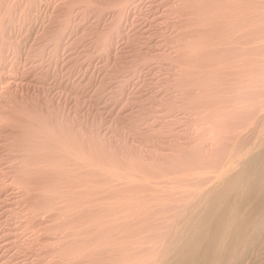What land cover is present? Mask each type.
<instances>
[{"label":"rangeland","instance_id":"rangeland-1","mask_svg":"<svg viewBox=\"0 0 264 264\" xmlns=\"http://www.w3.org/2000/svg\"><path fill=\"white\" fill-rule=\"evenodd\" d=\"M0 29V264L170 256L200 196L264 148V0H0ZM263 230L229 263L264 264Z\"/></svg>","mask_w":264,"mask_h":264},{"label":"bare ground","instance_id":"bare-ground-1","mask_svg":"<svg viewBox=\"0 0 264 264\" xmlns=\"http://www.w3.org/2000/svg\"><path fill=\"white\" fill-rule=\"evenodd\" d=\"M234 1V0H233ZM245 1V0H244ZM242 3V2H241ZM244 3H246V2H244ZM243 3V4H244ZM259 2L257 1V4H258ZM234 4V3H233ZM237 4V3H236ZM240 4V3H239ZM244 5H246V4H244ZM239 6V5H238ZM258 6H259V4H258ZM257 6V7H258ZM256 7V6H255ZM239 8V7H238ZM241 8V7H240ZM239 8V9H240ZM246 8H248V7H246ZM243 9V8H242ZM35 10V9H34ZM236 10V9H235ZM249 10V9H248ZM247 10V11H248ZM254 10H257L256 8H254ZM260 10H262V9H260ZM260 10H258V12H260ZM31 11V10H30ZM238 11V10H237ZM241 11V10H240ZM239 11V12H240ZM243 11V10H242ZM245 11H246V9H245ZM249 12V11H248ZM248 12H247V14H248ZM232 13V12H231ZM230 14V13H229ZM237 14V13H236ZM255 14H257V13H255ZM254 14V15H255ZM231 15V14H230ZM233 15V14H232ZM243 16V15H242ZM246 16V15H245ZM251 16V15H250ZM253 16V15H252ZM261 17V16H260ZM231 18V17H230ZM246 18H248V16L246 17ZM256 18H257V16H256ZM253 19H254V17H253ZM257 19H259V18H257ZM242 20H244V19H242L241 18V21ZM260 20V19H259ZM237 21V20H236ZM261 21V20H260ZM259 21V22H260ZM233 23H234V19H233ZM178 24V23H177ZM230 24H231V22H230ZM237 24V23H236ZM245 24H246V22H245ZM242 25V24H241ZM240 25V26H241ZM259 25H260V23H259ZM259 25H258V27H259ZM239 26V27H240ZM255 26H257V25H255ZM254 26V27H255ZM229 27V26H228ZM247 27V26H246ZM230 28V27H229ZM256 28V27H255ZM217 29V28H216ZM233 29V28H232ZM242 29H243V27H242ZM1 30V29H0ZM231 30V29H230ZM235 30V29H234ZM244 30V29H243ZM233 31V30H232ZM239 31V30H238ZM219 32V31H218ZM235 32V31H234ZM221 33H222V31H221ZM239 33V32H238ZM242 33V32H241ZM216 34V33H215ZM223 34V33H222ZM221 34V35H222ZM3 35V34H2ZM232 35V34H231ZM184 36V35H183ZM182 36V37H183ZM227 36V35H226ZM230 36V35H229ZM238 36V35H237ZM254 36V35H253ZM218 37V36H217ZM252 37V36H251ZM231 38V37H230ZM229 38V39H230ZM240 38V37H239ZM1 39V38H0ZM234 39V38H233ZM247 39V38H246ZM258 39V38H257ZM257 39H256V41H257ZM219 40V39H218ZM232 40V39H231ZM187 41V40H186ZM199 41H200V39H199ZM226 41H229V40H226ZM246 41V40H245ZM252 41V40H251ZM202 42V41H201ZM200 42V43H201ZM258 42H259V40H258ZM188 43V42H187ZM223 43V42H222ZM239 44H241V43H239ZM259 44V43H258ZM258 44H257V46H258ZM230 45V44H229ZM261 45V44H260ZM110 46H112V45H110ZM187 46V45H186ZM256 46V45H255ZM187 47H189V46H187ZM252 47H254V46H252ZM239 48V47H238ZM206 49V48H205ZM207 50V49H206ZM205 51V50H204ZM233 51H234V49H233ZM241 51V50H240ZM236 52V51H235ZM238 52V51H237ZM189 53V52H188ZM207 53V52H206ZM226 54H228V53H226ZM179 56H180V54H178ZM231 55V54H230ZM235 55V54H234ZM239 55V54H238ZM190 56V55H189ZM243 58V57H242ZM176 59V58H175ZM186 59V58H185ZM190 59V58H189ZM191 60H193V59H191ZM190 60V61H191ZM238 61H239V59H238ZM241 62H242V60H241ZM188 63H189V61H188ZM191 64V63H190ZM194 64V63H193ZM241 64V63H240ZM181 66V65H180ZM183 66V65H182ZM247 66V65H246ZM181 68V67H180ZM245 69V68H244ZM247 69V68H246ZM188 70V69H187ZM255 70H256V68H255ZM185 71V70H184ZM191 71H192V69H191ZM260 71V70H259ZM243 72V71H242ZM251 72V71H250ZM249 72V73H250ZM220 73H221V71H220ZM253 73V72H252ZM251 73V74H252ZM180 79V78H179ZM258 79V78H257ZM260 79V78H259ZM262 79V78H261ZM216 80V79H215ZM254 80V79H253ZM212 81H214V80H212ZM243 81H244V79H243ZM261 81V80H260ZM177 82V81H176ZM185 82V81H184ZM214 82H216V81H214ZM245 82V81H244ZM251 82V81H250ZM255 82V81H254ZM259 82V81H258ZM178 84V83H177ZM261 84V83H260ZM185 86V85H184ZM249 86V85H248ZM176 87V86H175ZM173 88V87H172ZM192 88V87H191ZM199 88V87H198ZM249 88V87H248ZM264 88V87H263ZM171 89V88H170ZM183 89V88H182ZM256 89V88H255ZM248 91H250V90H248ZM261 91V90H260ZM259 91V92H260ZM203 92V91H202ZM256 92V91H255ZM263 93V92H262ZM215 94V93H214ZM244 94H245V91H244ZM257 94H259V93H257ZM261 94V93H260ZM184 96V95H183ZM191 96H193V95H191ZM217 96V95H216ZM264 96V95H263ZM228 97V96H227ZM262 97V96H261ZM260 97V98H261ZM193 99H195V98H193ZM253 99V98H252ZM210 100V99H209ZM212 100V99H211ZM220 101V100H219ZM245 101V100H244ZM247 101H250V100H247ZM259 101V100H258ZM257 101V102H258ZM193 102V101H192ZM225 102V101H224ZM256 102V101H255ZM256 102V103H257ZM259 103V102H258ZM263 103H264V101H263ZM262 103V99H261V104H263ZM190 104V103H189ZM260 104V103H259ZM258 104V105H259ZM260 104V105H261ZM186 105V104H185ZM192 105V104H191ZM194 105V104H193ZM220 105V104H219ZM246 105V104H245ZM256 105V104H255ZM259 105V106H260ZM178 106V105H177ZM226 106V105H225ZM258 106V107H259ZM263 106V105H262ZM229 107V106H228ZM252 107H254L253 105H252ZM251 108V107H250ZM255 108H257V107H255ZM263 108V107H262ZM172 109V108H171ZM191 109V108H190ZM233 111V110H232ZM253 111V110H252ZM261 111V110H260ZM192 112H194V111H192ZM247 112V111H246ZM248 112H250V113H252L250 110L248 111ZM176 113V112H175ZM245 113V112H244ZM254 113H256L255 111H254ZM262 113V112H261ZM264 113V112H263ZM262 113V114H263ZM203 114V113H202ZM249 114V113H248ZM181 115V114H180ZM207 115V114H206ZM245 115V114H244ZM251 115H253V114H251ZM159 116V115H158ZM162 116V115H161ZM182 116V115H181ZM180 116V117H181ZM219 116V115H218ZM248 116V115H247ZM264 116V115H263ZM171 117V116H170ZM219 117H221V116H219ZM238 117V116H237ZM249 117V116H248ZM247 117V118H248ZM254 117V116H253ZM261 117V116H260ZM165 118V117H164ZM190 119V118H189ZM240 119V118H239ZM249 119V118H248ZM247 119V120H248ZM183 120V119H182ZM194 120V119H193ZM206 120V119H205ZM253 120V119H252ZM257 120V119H256ZM171 122V121H170ZM179 122V121H178ZM184 122V121H183ZM191 122V121H190ZM210 122V121H209ZM248 122V121H247ZM246 122V123H247ZM264 122V121H263ZM235 124V123H234ZM241 124V123H240ZM243 124H245V123H243ZM191 125V124H190ZM207 125V124H206ZM205 125V126H206ZM211 125V124H210ZM204 126V125H203ZM237 126V125H236ZM239 126V125H238ZM150 127V126H149ZM155 127V126H154ZM160 127V126H159ZM209 127V126H208ZM240 127V126H239ZM243 127H245L244 125L242 126V128ZM207 128V127H206ZM205 128V129H206ZM236 128V127H235ZM238 128V127H237ZM156 129V128H155ZM189 129V128H188ZM243 129H245V128H243ZM159 130V129H158ZM210 130V129H209ZM212 130V129H211ZM240 130V129H239ZM255 130V129H254ZM207 131H208V129H207ZM233 131L234 130H232V132H231V134L233 133ZM235 131H236V129H235ZM247 131H249V130H247ZM174 132V131H173ZM229 132V133H230ZM238 132H240V131H238ZM246 132V131H245ZM255 132V131H254ZM241 133V132H240ZM244 133V132H243ZM256 133V132H255ZM201 135V134H200ZM203 135V134H202ZM234 135H236V133H234ZM241 135H243V134H241ZM245 135V134H244ZM250 135V134H249ZM186 136V135H185ZM232 138H233V135H230ZM195 137V136H194ZM193 137V138H194ZM206 137V136H205ZM239 137V136H238ZM243 137V136H242ZM245 137H247V136H245ZM252 136H250V138H251ZM204 138V137H203ZM231 138V139H232ZM235 138V137H234ZM241 138V137H240ZM250 138H248L249 140H250ZM201 139V138H200ZM200 139H198V140H200ZM228 139V138H227ZM244 139V138H243ZM252 139V138H251ZM207 140V139H206ZM221 140V139H220ZM224 140V139H223ZM222 140V141H223ZM239 140V139H238ZM200 141H202V140H200ZM232 141V140H231ZM242 141V140H241ZM248 141V140H247ZM173 142V141H172ZM177 142V141H176ZM204 142V141H203ZM224 142V141H223ZM225 142H227V141H225ZM252 142V141H251ZM174 143V142H173ZM242 143V142H241ZM253 143V142H252ZM260 143H261V141H260ZM80 144V143H79ZM195 144V143H194ZM199 144V143H198ZM223 144V143H222ZM224 144H226L227 145V143H224ZM228 144H229V142H228ZM231 144V143H230ZM244 144H246V143H244ZM179 145V144H178ZM193 145V144H192ZM204 145V144H203ZM237 145V144H236ZM240 145H242V144H240ZM253 145V144H252ZM251 145V146H252ZM18 146V145H17ZM180 146V145H179ZM182 146V145H181ZM186 146V145H185ZM229 146V145H228ZM183 147V146H182ZM188 147H189V145H188ZM253 147V146H252ZM263 147V146H262ZM179 148V147H178ZM221 148H223V147H221ZM228 149V147H226L225 146V149ZM240 148V147H239ZM260 148V147H259ZM258 148V149H259ZM13 149H14V147H13ZM247 149V148H246ZM253 149H254V147H253ZM263 149V150H262ZM260 151H261V153L260 154H258V152H259V150L257 151V156H254L253 154L254 153H252V155L250 156V157H248L247 158V160H243L242 161V163L240 162V160H239V162L242 164L241 166H240V164L238 165L239 166V168L234 172L233 171V174H231L230 173V177H229V179H227V176L225 177L226 178V180L224 179V183H217V185H214V187H212V188H210V189H206L207 190V193H206V191H205V193L206 194H204V195H202V196H200V199H201V203L200 202H198L197 201V203H199V205H196V206H198V209H197V207H196V209H197V211H196V209H195V211L193 212V214L192 213H190V214H192V215H190V216H188V215H186V216H188V218L185 220V223H184V226L183 227H181V232H182V234L181 233H179V234H181V236H180V248L177 250H175L174 251V249L172 250L171 248H172V246L170 247V249L172 250V254H171V250H169L170 252H169V254H170V256H167V254L168 253H166L167 251H168V249H167V251L165 252L166 253V256L165 255H161L160 253V255H158L157 253V249L159 248V246L161 245V243H158L160 240H162L163 238H159V241L158 240H156V242H154V244L156 243H158V244H160L159 246H156L155 245V247H158V248H156V251L154 250V248L152 249V250H154L155 251V254H157L158 256L156 257V255H155V257L153 256V255H151L152 256V258L154 257V260L152 259V262H153V264H214L215 262H216V264H223V263H225V262H228L229 263V260L232 258V257H235V255L240 251V249H242V247H246V245H248L249 243H251L252 241H253V238H255V237H257V235L254 237V235L256 234V233H258L257 231H258V229H260V226L261 227H263V225H264V148H262ZM81 150V149H80ZM79 150V151H80ZM221 150V149H220ZM224 150V149H223ZM77 151V150H76ZM182 151V150H181ZM187 151V150H186ZM189 151V150H188ZM225 151V150H224ZM253 151V150H252ZM187 153V152H186ZM239 153V152H238ZM256 154V153H255ZM79 155V154H78ZM192 154H190V156H191ZM259 155V156H258ZM107 156V155H106ZM169 156V155H168ZM193 156V155H192ZM195 156V155H194ZM79 157V156H78ZM165 157H167V156H165ZM170 157V156H169ZM198 157V156H197ZM222 157V156H221ZM224 157V156H223ZM80 158V157H79ZM83 158V157H82ZM205 158V157H204ZM246 157H244V159H245ZM188 159V158H187ZM212 159H214V158H212ZM224 159H225V157H224ZM223 159V160H224ZM235 159V158H234ZM189 160V159H188ZM197 160V159H196ZM207 160V159H206ZM205 160V161H206ZM211 160V159H210ZM220 160H222V159H220ZM75 161V160H74ZM218 161H219V159H218ZM227 161V160H226ZM225 161V162H226ZM85 162V161H84ZM191 162V161H190ZM193 162V161H192ZM209 162V161H208ZM211 162V161H210ZM213 162V161H212ZM221 162V161H220ZM224 162V161H223ZM237 162V161H236ZM235 162V163H236ZM197 163V162H196ZM217 163V162H216ZM79 164V163H78ZM209 164V163H208ZM212 164V163H211ZM214 164H215V160H214ZM214 164H212L213 166H214ZM55 165V164H54ZM199 165V164H198ZM205 165V164H204ZM223 165V164H222ZM232 165V164H231ZM28 166H29V164H28ZM69 166V165H68ZM111 166V165H110ZM178 166V165H177ZM212 166V167H213ZM70 167V166H69ZM204 167H206V166H204ZM208 167V166H207ZM218 168V166H216L215 165V167L214 168ZM232 167V166H231ZM26 168V167H25ZM24 168V169H25ZM106 168V167H105ZM104 168V169H105ZM183 168V167H182ZM214 168H211V171H212V169H214ZM118 169V168H117ZM229 169V168H228ZM73 170V169H72ZM111 170V169H110ZM115 170V169H114ZM113 170V171H114ZM209 170H210V168H209ZM222 170V169H221ZM117 171V170H116ZM203 171V170H202ZM227 171V170H226ZM80 172V171H79ZM109 172V171H108ZM117 172H120L119 170L117 171ZM131 173V172H130ZM129 173V174H130ZM183 173V172H182ZM191 173V172H190ZM205 173V172H204ZM203 173V174H204ZM211 173V172H210ZM214 173V171L212 172V174ZM28 174V173H27ZM114 174V173H113ZM127 174V173H126ZM128 174V175H129ZM185 174V173H184ZM193 174V173H192ZM200 174H202V173H200ZM206 174V173H205ZM222 174H224V173H222ZM229 174V173H228ZM105 175H107V174H105ZM125 176V175H124ZM123 176V177H124ZM133 176V175H132ZM138 176H140V175H138ZM199 176V175H198ZM197 176V177H198ZM213 176H214V174H213ZM217 176V175H216ZM225 176V175H224ZM223 176V177H224ZM21 177H22V175H21ZM114 178H115V175L113 176ZM127 177V176H126ZM195 177V176H194ZM222 177V176H221ZM132 178V177H131ZM171 178H174V177H171ZM106 179V178H105ZM109 179V178H108ZM190 179H191V177H190ZM196 179H198V178H196ZM115 180V179H114ZM170 180V179H169ZM195 180V179H194ZM194 180L192 181V183L194 182ZM201 180V179H200ZM199 180V181H200ZM190 181V180H189ZM198 181V182H199ZM204 181V180H203ZM202 181V182H203ZM103 182H105V181H103ZM106 182H108V181H106ZM116 182H117V180H116ZM167 182V181H166ZM169 182V181H168ZM191 182V181H190ZM201 182V181H200ZM210 182V181H209ZM213 182V181H212ZM109 183H110V181H109ZM122 183V182H121ZM123 184V183H122ZM126 184H128V183H126ZM130 184V183H129ZM133 184V183H132ZM175 184V183H174ZM212 184V183H211ZM146 185H149L148 183L146 184ZM172 185V184H171ZM188 185V184H187ZM186 185V186H187ZM200 185V184H199ZM202 186L204 185V184H201ZM102 186V185H101ZM186 186H184L185 188H186V191H187V188H188V191H189V187H186ZM104 187V186H103ZM145 187V186H144ZM183 187V188H184ZM190 187H192V185L190 186ZM108 188V187H107ZM137 188V187H136ZM165 188V187H164ZM185 188H184V190H185ZM199 188V187H198ZM200 188H201V186H200ZM208 188V187H207ZM102 189V188H101ZM110 189V188H109ZM126 189V188H125ZM147 189V188H146ZM177 189V188H176ZM161 190V189H160ZM191 190H192V188H191ZM194 190V189H193ZM193 190H192V192L190 193L191 195H192V193H193ZM99 191V190H98ZM128 191V190H127ZM169 191V190H168ZM167 190H166V192H168ZM203 191H204V188H203ZM202 191V192H203ZM108 192V191H107ZM106 192V193H107ZM131 192V191H130ZM170 192V191H169ZM182 192V191H181ZM82 193V192H81ZM113 194V193H112ZM146 194H148V193H146ZM164 194V193H163ZM167 194V193H166ZM171 194V193H170ZM179 194V193H178ZM186 194H188L187 192H186ZM189 194V195H190ZM194 194V193H193ZM111 195V194H110ZM129 195V194H128ZM131 195V194H130ZM168 195V194H167ZM173 195V194H172ZM34 196V195H33ZM154 196V195H153ZM169 196V195H168ZM38 197V196H37ZM50 197V196H49ZM80 197V196H79ZM133 197V196H132ZM150 197V196H149ZM148 197V198H149ZM170 197V196H169ZM177 197H178V195H177ZM193 197H194V195H193ZM195 197H197V195H195ZM134 198V197H133ZM175 198V197H174ZM80 199V198H79ZM93 199H96V198H93ZM125 199V198H124ZM129 199H131V198H129ZM163 199H165L164 197H163ZM167 199V198H166ZM185 199V198H184ZM196 199V198H195ZM197 199H198V197H197ZM87 200V199H86ZM102 200V199H101ZM112 200V199H111ZM139 200V199H138ZM159 200V199H158ZM171 200V199H170ZM176 200H178V199H176ZM180 200V199H179ZM188 200V199H187ZM38 201V200H37ZM42 201V200H41ZM81 201H83V200H81ZM105 201V200H104ZM131 201V200H130ZM149 201V200H148ZM173 201V200H172ZM175 201V200H174ZM173 201V202H174ZM180 201H182V200H180ZM186 201V200H185ZM190 201V200H189ZM123 202V201H122ZM137 202V201H136ZM140 202V201H139ZM165 202V201H164ZM169 202V201H168ZM179 202V201H178ZM196 202V201H195ZM72 203V202H71ZM103 203V202H102ZM107 203V202H106ZM163 203V202H162ZM166 203V202H165ZM164 203V204H165ZM177 203V202H176ZM186 203V202H185ZM42 204V203H41ZM46 204V203H45ZM156 204V203H155ZM161 204V203H160ZM159 204V205H160ZM168 204V203H167ZM178 204V203H177ZM195 204V203H194ZM111 205V204H110ZM110 205H109V207H110ZM142 205V204H141ZM140 205V206H141ZM176 205V204H175ZM169 206V205H168ZM168 206H166V207H168ZM119 207V206H118ZM132 208L133 207H135V206H131ZM161 207V206H160ZM175 207V206H174ZM189 207V206H188ZM43 208V207H42ZM47 208H49V207H47ZM78 208V207H77ZM121 208V207H120ZM138 208V207H137ZM142 208V207H141ZM153 208V207H152ZM163 208V207H162ZM104 209V208H103ZM110 209V208H109ZM116 209V208H115ZM119 209V208H118ZM122 209V208H121ZM156 209V208H155ZM53 210V209H52ZM106 210H108V208L106 209ZM112 210V209H111ZM134 210V209H133ZM136 210V209H135ZM152 210V209H151ZM169 210V209H168ZM186 210H188L187 208H186ZM114 211V210H113ZM142 211V210H141ZM150 211V210H149ZM185 211V210H184ZM191 211V210H190ZM190 211H188V212H190ZM156 212H158V211H156ZM103 213V212H102ZM107 213V212H106ZM111 213V212H110ZM135 213V212H134ZM142 213H143V211H142ZM160 213V212H159ZM187 213V212H186ZM160 214H162V213H160ZM176 214V213H175ZM114 215V214H113ZM134 215V214H133ZM136 215V214H135ZM140 215V214H139ZM157 215H159V214H157ZM165 215V214H164ZM115 216V215H114ZM185 216V217H186ZM104 217V216H103ZM151 217V216H150ZM169 217V216H168ZM177 217V216H176ZM115 219H117V220H115V222L117 221L118 222V217L116 216V217H114ZM130 218V217H129ZM135 218V217H134ZM157 218V217H156ZM166 218V217H165ZM173 218V217H172ZM131 219H132V217H131ZM138 219V218H137ZM151 219V218H150ZM148 220L149 222H147V221H145V222H147V223H149L148 225H152V223H153V221L152 222H150L151 220ZM158 219H159V217H158ZM160 219H161V216H160ZM159 219V220H160ZM139 220V219H138ZM162 220V219H161ZM168 220V219H167ZM107 220H105V222L103 223V224H105V223H107L106 222ZM112 221V220H111ZM178 221V220H177ZM132 222H134V221H132ZM144 222V221H143ZM155 222V221H154ZM162 222V221H161ZM139 223H140V221H139ZM146 223V224H147ZM167 223V222H166ZM143 224H145V223H143ZM163 224H165L164 223V221H163ZM180 224V222H178V226H180L179 225ZM182 224V223H181ZM117 225V224H116ZM115 225V226H116ZM141 225V224H140ZM154 225H156V223L154 224ZM162 225V224H161ZM167 225V224H166ZM172 225V224H171ZM75 226V225H74ZM111 226V225H110ZM112 226L113 227H115L114 225H113V222H112ZM118 226V225H117ZM164 225H162V227H163ZM182 226V225H181ZM106 227V226H105ZM157 227V225L155 226V228ZM159 227H161V226H159ZM102 228V227H101ZM119 228V227H118ZM151 228H153V227H151ZM149 229V227H147V229H149V230H152V229ZM155 228L153 229L154 231H155ZM158 228V227H157ZM156 228V230H158ZM167 228H171L170 226H168ZM179 228V227H178ZM108 228H106L105 230H107ZM115 229V228H114ZM163 229H165V227H163ZM162 228H161V230L160 231H162L163 230ZM103 230V229H102ZM152 230V231H153ZM168 230H170V229H167L166 231H168ZM171 230H172V228H171ZM178 230V229H177ZM179 230V231H180ZM134 231V230H133ZM136 232L135 233H138L137 231H138V228H137V230H135ZM148 231V230H147ZM152 231H150L151 233H152ZM160 231H158V234H156L157 236H164L163 234L161 235L159 232ZM264 231V230H263ZM80 232V231H79ZM115 232H117V231H115ZM128 233H129V231H127ZM150 232H149V234H150ZM157 232V231H156ZM261 232V231H260ZM102 233V232H101ZM131 233V232H130ZM135 233H132V236H133V234L134 235H136ZM163 233H164V231H163ZM263 233V232H262ZM261 233V234H262ZM103 234V233H102ZM124 234V233H123ZM153 234V233H152ZM105 235H106V233H105ZM104 234H103V236H105ZM113 235V234H112ZM129 235V234H128ZM137 235H139V234H137ZM136 235V236H137ZM148 235V234H147ZM151 235V234H150ZM171 235V234H170ZM173 235V234H172ZM171 235V236H172ZM260 235V234H259ZM114 236V235H113ZM130 236L131 238H130V240H133L132 238L133 237H136V236ZM149 236V235H148ZM153 236V235H152ZM155 236V235H154ZM169 236V235H168ZM118 237L120 238V236L118 235ZM128 237V238H127ZM126 237V242H125V239L123 240H121L120 239V243H123V241L125 242V245H126V243L127 242H129V243H127L128 245L130 244V240H129V236H127ZM114 238V237H113ZM122 238V237H121ZM137 238V237H136ZM154 238V237H153ZM167 238V237H166ZM259 238H260V236H259ZM107 239H109V238H106V240ZM140 239V238H139ZM139 239H138V241L137 242H139ZM155 239V238H154ZM171 239H172V237H171ZM261 239V238H260ZM264 239V238H263ZM79 240V239H78ZM87 240V239H86ZM111 240V239H110ZM113 241H111V242H107V241H109V240H107L106 242V244L105 245H107L108 243L110 244H113L112 242H114V239H112ZM129 240V241H128ZM149 240L151 241V240H153L152 239V237L151 238H149ZM148 240V241H149ZM173 240H174V238H173ZM255 240H257V238L256 239H254V241ZM118 241V240H117ZM116 240H115V242H114V244L116 245L118 242H117ZM148 241H146V242H148ZM150 241H149V243H150ZM155 241V240H154ZM158 241V242H157ZM253 241V242H254ZM259 241H261V240H259ZM259 241H258V243H259ZM86 242V241H85ZM136 242V243H137ZM145 242V241H144ZM169 242V241H168ZM174 242V241H173ZM252 242V243H253ZM141 243V240H140V242H139V244ZM152 243V242H151ZM163 243H165V241L163 242ZM175 243H176V241H175ZM179 243V242H178ZM251 243V244H252ZM255 243V242H254ZM108 244V245H109ZM110 244V245H111ZM131 244L133 245H135V241L132 243L131 242ZM146 244V243H145ZM145 244L143 245V243H142V245L143 246H145ZM157 244V245H158ZM169 244H170V242H169ZM174 244V243H173ZM255 244H257V243H255ZM254 244V245H255ZM263 244V243H262ZM82 245V244H81ZM84 245V244H83ZM105 245H103L104 246V248L105 247H110L111 248V246L113 247L114 245H111V246H105ZM123 245H124V243H123ZM122 245V246H123ZM124 245V246H125ZM127 245V246H128ZM132 245H130L129 246V248L132 246ZM133 245V246H134ZM147 245V244H146ZM152 245V244H151ZM254 245H252V248L254 247ZM102 246V245H101ZM102 246V247H103ZM120 246H121V244H120ZM123 246V247H124ZM126 246V248L128 249V247ZM136 246H137V244H136ZM136 246H134V248H130V249H135V247ZM142 246V248L143 249H145L144 247ZM149 247H150V245H148ZM153 246V245H152ZM164 246V245H163ZM173 246H175V245H173ZM249 246V245H248ZM247 246V247H248ZM264 246V245H263ZM117 247V246H116ZM115 247V248H116ZM167 247V246H166ZM165 247V248H166ZM178 247V246H177ZM247 247H246V249L245 250H247ZM262 247V246H261ZM81 248V247H80ZM103 248V249H104ZM110 248H108V249H110ZM151 248V247H150ZM175 248V247H174ZM263 248V247H262ZM103 249H101V250H103ZM107 249V248H106ZM113 249V250H112ZM112 249H110V250H112V251H114V248H112ZM130 249L128 250V251H130ZM141 248L139 247L138 248V250H140ZM250 249V248H249ZM80 250V249H79ZM90 250V249H89ZM116 250H118V249H116ZM152 250H150V251H152ZM87 251V250H86ZM105 251V253H107V251L106 250H104ZM121 252H122V249L120 250ZM127 251V250H126ZM125 252L124 253V255L125 254H127V256H130V258H131V254H129V252ZM135 250H132V253L134 252ZM145 251H147L146 249H145ZM148 251H149V249H148ZM149 251V253H151ZM164 251V250H163ZM174 251V252H173ZM110 252V251H109ZM115 252V251H114ZM120 252V253H121ZM137 252V251H136ZM143 252V251H142ZM157 252V253H156ZM245 252V251H244ZM253 252H254V250H253ZM104 253V252H103ZM105 253L103 254V255H105ZM117 253V252H116ZM120 253H117V254H120ZM123 253V252H122ZM121 253V254H122ZM130 253H131V251H130ZM140 253V252H139ZM145 253V252H144ZM148 253V252H147ZM246 253H247V251H246ZM79 254H81V253H79ZM102 254V253H101ZM134 254H136V253H134ZM153 254V253H152ZM255 254V253H254ZM253 254V255H254ZM71 255V254H70ZM89 255V254H88ZM87 255V256H88ZM106 255H108V254H106ZM111 255H112V253H111ZM142 255H143V253H142ZM242 255V257H243V254H241ZM260 256H258V258L259 257H261V254H259ZM83 256V255H82ZM116 256V255H115ZM121 259V262H122V260H124L125 258H126V256H125V258H124V256H123V254H122V256H123V258L121 257V255H118ZM117 256V257H118ZM145 256V255H144ZM148 256H149V254H148ZM244 256H245V253H244ZM70 257V256H69ZM111 257V256H110ZM133 257V256H132ZM135 257V256H134ZM133 257V258H134ZM139 257V256H138ZM142 257V256H141ZM237 257V256H236ZM241 257V258H242ZM246 257V256H245ZM256 257V256H255ZM264 257V256H263ZM64 258V257H63ZM107 258V257H106ZM106 258H105V260L104 261H106ZM112 258H114V256L112 257ZM111 258V259H112ZM132 258V259H133ZM135 258H137V257H135ZM134 258V259H135ZM149 258H150V256H149ZM239 257H237V259H238ZM247 258V257H246ZM70 259V258H69ZM95 259V258H94ZM97 259V258H96ZM103 259H104V257H103ZM108 259H109V257L107 258V261H108ZM118 259V258H117ZM116 259V260H117ZM137 259H139V258H137ZM137 259H136V261H137ZM141 259H143V257L141 258ZM145 259V258H144ZM143 259V260H144ZM147 259H148V257H147ZM254 259H256V258H254ZM116 260L114 259L113 260V264H114V262H116ZM120 260H117V264H120ZM129 260V259H128ZM146 260V259H145ZM144 260V261H145ZM239 260V259H238ZM237 260V261H238ZM259 260H260V258H259ZM96 261V260H95ZM106 261V262H107ZM110 261H112V260H110ZM125 261H126V263H127V260L125 259ZM125 261H123V262H125ZM139 261V260H138ZM147 261V260H146ZM150 261H151V259L149 260V262H144L145 264H151L150 263ZM241 261V260H240ZM243 261V260H242ZM250 261V260H249ZM252 261V260H251ZM255 261V260H254ZM71 262V261H70ZM119 262V263H118ZM135 262V261H134ZM140 262V264L142 263L143 264V262L142 261H139ZM231 262V261H230ZM234 262V261H233ZM110 263V262H109ZM130 263V261L128 262V264ZM138 263V262H137ZM238 263V262H237ZM261 263V262H260ZM85 264V263H84ZM94 264V263H93ZM97 264V263H96ZM99 264V263H98ZM103 264V263H102ZM116 264V263H115ZM124 264V263H123ZM132 264H133V262H132ZM139 264V263H138ZM230 264V263H229ZM242 264V263H241Z\"/></svg>","mask_w":264,"mask_h":264}]
</instances>
